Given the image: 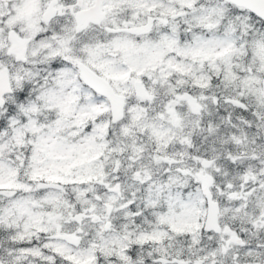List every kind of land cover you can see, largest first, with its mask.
<instances>
[{"label": "snow or ice", "instance_id": "6c2138e0", "mask_svg": "<svg viewBox=\"0 0 264 264\" xmlns=\"http://www.w3.org/2000/svg\"><path fill=\"white\" fill-rule=\"evenodd\" d=\"M0 264H264V0H0Z\"/></svg>", "mask_w": 264, "mask_h": 264}]
</instances>
